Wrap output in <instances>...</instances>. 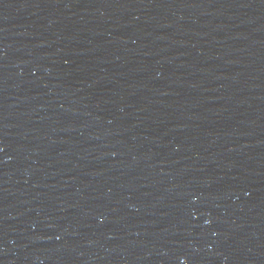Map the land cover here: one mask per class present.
<instances>
[{"label": "water", "instance_id": "obj_1", "mask_svg": "<svg viewBox=\"0 0 264 264\" xmlns=\"http://www.w3.org/2000/svg\"><path fill=\"white\" fill-rule=\"evenodd\" d=\"M0 264H264V0H0Z\"/></svg>", "mask_w": 264, "mask_h": 264}]
</instances>
